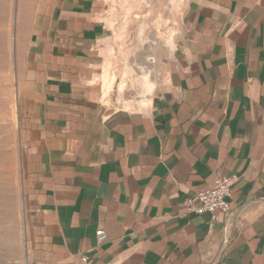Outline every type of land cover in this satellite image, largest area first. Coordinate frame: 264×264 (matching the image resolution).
I'll use <instances>...</instances> for the list:
<instances>
[{"label": "crops", "instance_id": "crops-1", "mask_svg": "<svg viewBox=\"0 0 264 264\" xmlns=\"http://www.w3.org/2000/svg\"><path fill=\"white\" fill-rule=\"evenodd\" d=\"M100 8L34 0L24 23L31 264H264V0H188L164 89L148 109L110 114L87 81ZM230 174L227 216H180L186 197Z\"/></svg>", "mask_w": 264, "mask_h": 264}, {"label": "rangeland", "instance_id": "rangeland-1", "mask_svg": "<svg viewBox=\"0 0 264 264\" xmlns=\"http://www.w3.org/2000/svg\"><path fill=\"white\" fill-rule=\"evenodd\" d=\"M33 2L0 0V264H31L36 256L16 112L24 23ZM99 2L105 35L94 46L95 65L87 81L109 114L148 109L167 84L174 51L186 37L188 0Z\"/></svg>", "mask_w": 264, "mask_h": 264}, {"label": "built area", "instance_id": "built-area-1", "mask_svg": "<svg viewBox=\"0 0 264 264\" xmlns=\"http://www.w3.org/2000/svg\"><path fill=\"white\" fill-rule=\"evenodd\" d=\"M237 180L238 176L235 174L216 177L212 187L196 191L183 200V212L180 216L208 214L211 221L216 220L219 215L227 216L231 211L232 186ZM95 236L98 243L107 237L103 230H97ZM80 261L86 263L88 256L81 254Z\"/></svg>", "mask_w": 264, "mask_h": 264}, {"label": "bare ground", "instance_id": "bare-ground-1", "mask_svg": "<svg viewBox=\"0 0 264 264\" xmlns=\"http://www.w3.org/2000/svg\"><path fill=\"white\" fill-rule=\"evenodd\" d=\"M105 95H107V91H105Z\"/></svg>", "mask_w": 264, "mask_h": 264}]
</instances>
